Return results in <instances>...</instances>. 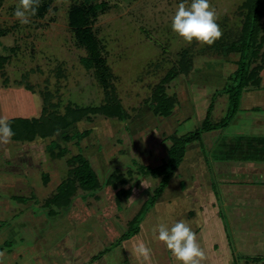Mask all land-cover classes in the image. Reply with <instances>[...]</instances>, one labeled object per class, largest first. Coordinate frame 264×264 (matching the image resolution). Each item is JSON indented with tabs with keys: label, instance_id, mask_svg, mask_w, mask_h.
Returning <instances> with one entry per match:
<instances>
[{
	"label": "rangeland",
	"instance_id": "1",
	"mask_svg": "<svg viewBox=\"0 0 264 264\" xmlns=\"http://www.w3.org/2000/svg\"><path fill=\"white\" fill-rule=\"evenodd\" d=\"M83 1L40 0V6L46 7L31 16L29 24L21 25L13 14L19 0H0V30L5 31L0 37V56L9 58L0 67V116L39 117L46 93L52 95L50 102L58 113L66 106L97 107L104 104L110 86L129 116L124 121L83 118L51 138L20 145L9 162L0 159V233L6 237L0 241L10 243L2 247L0 264H145L133 253L139 241L152 249L150 264H180L153 230L158 223L171 227L181 220L197 234L206 257L202 264H264L263 256L242 253L236 233L240 223L246 222L232 217L238 209L245 215L248 212L254 219L251 233L264 235L260 189L238 207L223 205L220 197L221 186H235L237 179L264 184V172L260 171L264 167V91L249 93L244 102L241 97L239 108L227 118L225 84L237 68L238 55H221L213 49L217 42L223 45L236 40L242 24L237 9L243 0H210L223 33L211 46L196 40L188 44L172 31L179 4L189 6L191 0H93L91 4L103 2L106 6L90 12L85 27L110 69L109 89L81 62L89 53L77 39L71 15L77 9L86 10ZM262 19L264 22V13ZM185 49L191 54V71L173 79L166 88L168 96H176L177 104L169 117L154 116L146 102L151 89L177 67ZM261 52L259 76L264 88V45ZM252 95L256 97L253 101ZM243 103L254 109H243ZM84 131L87 136L79 139L77 135ZM194 132H200V140L186 146L180 166L157 197L155 190L162 187L163 180L153 169L166 160L170 138ZM51 141L57 146H50ZM224 146L231 147L234 161L255 163V174L250 170L235 174V178L218 172L228 168L219 164ZM51 149L64 153L52 158ZM78 154L97 174L100 189L78 191L68 208L55 209L50 215L46 202L67 177ZM113 174L122 176L125 183L118 188L106 183ZM120 188L130 190L129 198L117 199ZM239 191L244 196L248 189ZM216 194L218 217L203 231L198 230L197 223L204 215L200 202L213 199L217 203ZM153 195L154 205L139 215ZM137 214L140 220L135 227L141 228L140 235L121 241ZM206 239L209 248L217 245L211 255L204 249Z\"/></svg>",
	"mask_w": 264,
	"mask_h": 264
},
{
	"label": "trees",
	"instance_id": "2",
	"mask_svg": "<svg viewBox=\"0 0 264 264\" xmlns=\"http://www.w3.org/2000/svg\"><path fill=\"white\" fill-rule=\"evenodd\" d=\"M93 0H84L83 5L85 9H77L71 15V26L75 30L78 41L88 51L89 57L82 59L83 66L87 69H93L97 79L105 83V89H109L110 80L112 78L110 69L105 60L100 59L97 44L87 29V21L90 12L94 13L99 10V7L106 5L101 2L98 4H91ZM91 4V5H90ZM46 6H40L38 10L44 9ZM103 7V8H104ZM102 8V9H103ZM238 15L242 17V24L237 35L236 40L223 45L218 43L214 45L213 49L219 54H237L238 60L236 62V70L227 78L224 92L228 93L229 111L228 117H232L233 113L237 111L240 106L241 97L248 89H258L261 87V78L259 76L262 65L259 60H262V48L264 45V0H243L237 9ZM5 31L0 30V37L4 35ZM9 60L6 56H0V67H2ZM192 68L191 54L188 49L181 52L177 67H172L164 77L154 85L151 93L146 100L150 105L151 112L154 116L167 118L171 115L175 105L177 104L176 96H168L166 88L170 82L179 75H188ZM109 91V92H108ZM105 92L104 104L97 107L80 108L77 106H66L63 113H58L55 110L56 105L51 103L52 95L46 93L43 99V108L39 117L33 118H12L9 122L15 132L13 141L18 143H31L36 139L51 138L59 132L65 131L75 123H78L83 118L102 116L107 119H117L124 121L129 118L124 111L119 100L116 98L114 89L110 86V90ZM205 118H208L209 111H207ZM230 113V114H229ZM212 128L206 129L210 131ZM201 132V131H200ZM200 132L186 134L181 137H171V146L167 151L166 160L157 168L153 170L156 172V177L161 176L163 185L155 192H159L157 197L161 195L164 189L168 186L173 172L180 166L184 155L186 146L195 141L200 140ZM88 131L78 134L77 137L82 139L87 136ZM50 146H57L53 141ZM53 147V149H54ZM51 149V157L61 156L63 150L54 153ZM74 166L68 170L67 177L56 188L55 193L48 199L46 206L49 208V214L54 215L56 210L68 208L73 198L78 191L83 193H94L100 189V181L90 166L89 162L78 154L74 157ZM106 183L109 185H122L125 183L122 176L117 174L110 175ZM118 188V187H117ZM130 190L119 189L117 191V199L120 197L129 198ZM156 195L147 199L142 207L139 215H144L148 209L154 205ZM21 200V198H18ZM56 209V210H55ZM136 217L130 222V226L120 240H127L139 233V226L135 225L140 220ZM10 243H6L8 245ZM118 243H116L117 245Z\"/></svg>",
	"mask_w": 264,
	"mask_h": 264
},
{
	"label": "clouds",
	"instance_id": "3",
	"mask_svg": "<svg viewBox=\"0 0 264 264\" xmlns=\"http://www.w3.org/2000/svg\"><path fill=\"white\" fill-rule=\"evenodd\" d=\"M40 0H19L14 10V16L21 25L31 22L30 17L37 14ZM218 15L210 0H191L186 6L180 3L176 11L171 28L182 37L186 43L193 40L211 46L222 37V29L217 23ZM15 132L7 118L0 117V145L12 142ZM154 236L166 245L180 264H202L205 252L197 241V234L186 221H178L171 227L167 223H158L153 230ZM158 233V234H157ZM133 253L141 258L145 264H150L152 249L145 242L139 241L133 247ZM4 256L0 252V258Z\"/></svg>",
	"mask_w": 264,
	"mask_h": 264
},
{
	"label": "crops",
	"instance_id": "4",
	"mask_svg": "<svg viewBox=\"0 0 264 264\" xmlns=\"http://www.w3.org/2000/svg\"><path fill=\"white\" fill-rule=\"evenodd\" d=\"M216 88V87H215ZM264 91V88L263 87H260L259 89H248L247 91H245L242 95V99H243V102H244V99L246 98V95H248L249 93H256V91ZM258 94V92H257ZM256 94V95H257ZM254 96V95H252ZM264 97V96H262ZM256 99V97L254 96L252 101ZM259 104V103H258ZM261 104L264 106V101L261 102ZM242 105V108L243 109H254V107H244V103L241 104ZM254 106H257L256 104H253ZM2 117V116H0ZM19 116H12V117H6L8 120L12 119V118H18ZM5 118V117H3ZM19 118H22V117H19ZM28 143H24V145H27ZM20 145H23L22 143H18L16 141H13L10 143V144H7V145H0V159L1 160H7L6 162H9L11 157H13V151L14 150H17V148L20 146ZM231 147L230 146H224L223 149H222V155H218L220 160L223 162L219 163L221 166H224V167H228L226 170H221V169H218V172H221V174L227 177H235V174L237 176H239L240 172H242V175L243 174H246L247 172L249 173L250 170H252L251 174H255L256 172V169L254 170V167H255V163H252V164H244V163H239L238 161H234L236 159H233L232 155L229 154V151H230ZM244 154V151L242 152ZM258 154V153H257ZM257 154L254 155V161L256 160V157H257ZM245 158V157H244ZM0 160V161H1ZM225 160V161H224ZM245 162V161H244ZM260 171L264 172V167L260 168ZM258 172V171H257ZM261 172V173H262ZM203 173V172H202ZM222 181H223V176H222ZM224 182V181H223ZM223 182H221L220 184H222ZM238 184H236L235 186L232 185V184H224L221 186V189L223 190V194L220 196L221 199L225 202L223 205L225 206H231V204L233 206H236L238 207V205H241L242 201H245L246 199L250 198L253 196V192L257 191L258 193V189H260V193H261V197H263V199L260 201V205H262L264 207V184H260V185H256L255 183L251 182L250 180L248 181H245L243 179H241V182L238 181V179L236 181H234ZM251 182V183H250ZM219 184V183H218ZM244 184V185H243ZM239 188H244V189H248V191L244 194V196L240 195V191H239ZM211 189H213V185H211ZM226 189V190H225ZM229 189V190H227ZM232 189L234 190L232 192ZM250 189V190H249ZM215 199H217V203H215V200L213 199H210V200H203L200 202V212L203 213L204 215L201 216L202 220L197 223L198 224V230L199 228L202 229V231L205 229V226L206 224L208 223V226L215 222V218L218 217L217 215V211L219 209V207H216L214 208V205L216 206V204H219V197H218V194H216L215 196ZM237 199V200H235ZM237 201V203H235ZM235 203V204H233ZM198 204V203H196ZM256 206V204H255ZM213 210V213L211 214L209 211ZM210 213V215L208 216V214ZM196 216H199V214H196ZM217 216V217H216ZM194 217V216H193ZM193 217H190L191 219H193ZM233 218L237 219V220H241V221H244V223L246 222V225L245 224H242L243 222H241L239 225V229H237V236L240 237V246L239 248L242 249V253L243 254H253V255H257V256H263L262 254L263 253V250H264V235H261V234H254V233H251V229H249V227L251 226V221H254V219H252V217L250 216V214L247 212L246 215H245V212L242 213V210L238 209L236 210V215H233L232 216ZM197 218V217H196ZM199 219V218H198ZM194 220V219H193ZM246 220V221H245ZM210 221V222H209ZM259 222V220H257V223ZM237 223V221H236ZM202 224V226H201ZM262 228L263 226L260 225ZM1 228V227H0ZM9 228L12 229V227L9 225ZM141 231V228L139 229ZM255 231H258V230H255ZM137 235H140V233H138ZM263 237V238H262ZM1 238H6L5 237V233L2 232L0 233V239ZM204 238H206V235H204ZM2 241H0L1 243ZM210 242V241H208ZM208 242H207V239H206V243L207 245H205L204 249L206 250V253L208 255V252L210 253V255L212 253L215 252L217 245H214L212 246L211 248H209L208 246ZM7 242L6 241H3L2 242V245L0 248H2L3 246L5 247ZM205 243V244H206ZM212 244H215L214 241H212ZM3 250L0 249V252ZM209 257V256H208ZM215 258V257H214Z\"/></svg>",
	"mask_w": 264,
	"mask_h": 264
}]
</instances>
